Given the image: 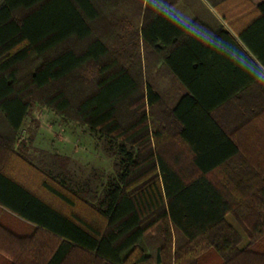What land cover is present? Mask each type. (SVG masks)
I'll use <instances>...</instances> for the list:
<instances>
[{
    "label": "trees",
    "instance_id": "1",
    "mask_svg": "<svg viewBox=\"0 0 264 264\" xmlns=\"http://www.w3.org/2000/svg\"><path fill=\"white\" fill-rule=\"evenodd\" d=\"M193 1L0 0V209L33 227L22 235L0 224L3 263L264 264V170L214 117L261 76L253 58L264 67V0H249L250 18L241 0H203L229 30ZM176 4L184 5L179 15ZM132 42L137 51L126 58L111 47ZM138 43L149 70L166 69V99L153 81L140 86L141 74L121 60L141 70ZM37 104L84 126L113 159L112 174L93 185L59 155L56 165L46 155L45 169L35 168L19 133ZM125 105L130 115L121 114ZM159 105L161 122L151 129ZM171 137L187 154L184 164L165 157ZM12 158L41 175L52 196L96 217L40 197L4 169ZM151 232L159 243L148 252L142 243ZM208 252L217 260L204 262ZM75 254L84 258L73 261Z\"/></svg>",
    "mask_w": 264,
    "mask_h": 264
},
{
    "label": "rangeland",
    "instance_id": "2",
    "mask_svg": "<svg viewBox=\"0 0 264 264\" xmlns=\"http://www.w3.org/2000/svg\"><path fill=\"white\" fill-rule=\"evenodd\" d=\"M203 3L204 8L208 10L206 6L207 3L203 0H200V3ZM249 0H242V9L245 12H251L247 17L254 15V11L252 10L251 4H248ZM180 9L184 8V5H179ZM192 7L195 9H199L200 6H198V0L193 1ZM202 8V7H201ZM200 8V9H201ZM214 13H212L216 19L219 21V23H224V27H227L225 22L220 18V16L213 10ZM182 15V14H181ZM184 15H189V10L184 13ZM202 16H205L202 13ZM134 21V20H132ZM133 27L138 26V22H133ZM134 41V40H133ZM124 44L121 45V43H113L111 44L112 49H115L118 54L122 53V55L125 56L126 54H132L137 51V49L134 50L132 44ZM138 49H139V55L140 58L143 57L144 54V61L143 66L141 65V70L135 65H129L128 60L131 61L133 59H125L122 57L125 63L126 67H129L130 70L133 72H137L139 75L141 74V78L139 80L140 86L145 81H153L152 83L155 85L157 90L161 93L163 99H166V97L169 95V89L171 88V84L169 83V79L164 77L165 73L164 71L157 72L158 67L149 70L150 67L149 60L145 52H143L141 43H138ZM136 47V48H137ZM143 52V54H142ZM115 55V53H113ZM138 54V52H137ZM120 57V56H119ZM132 58H134V55H132ZM34 63L30 64L33 65ZM91 70V69H90ZM89 73H86L87 75H90V71H87ZM137 74V75H138ZM164 75V76H163ZM75 86H71L69 90L73 94L72 97H74L75 101L77 100V91L74 90ZM79 93V92H78ZM169 99V98H168ZM75 103V102H74ZM142 103L141 101L132 103V108L140 107ZM124 108L121 110V114L125 112V115L129 114L131 112V109H129V105L123 106ZM162 106L159 105V107L154 108L152 111V115H149V123L150 127H154L156 123L161 122L159 119L160 117V110ZM127 112V113H126ZM148 113V112H147ZM150 113V112H149ZM153 120L154 124H153ZM169 123V122H168ZM124 124V123H123ZM169 126V124H167ZM173 133V132H172ZM174 134V133H173ZM21 135V141H25V145L27 148L26 154L29 156V159L32 161V165L38 169L40 167L41 169H45L44 165H41L38 159H44L47 152L52 150V146L58 145L59 141H63L68 143V150L66 155H61L62 158L68 159V167L73 170V172L78 173V175H83V177H92L93 178V185L96 183H100L106 179V176L109 174H112L113 168L112 163L113 159L105 156L99 146L98 140L91 136L86 128L82 126L80 123L70 120L64 116L57 115L55 111L52 109L42 106V105H34L30 111L29 116L25 119L21 131L19 133ZM38 135L41 137L38 138ZM47 135H52L47 136ZM171 135V134H170ZM235 140L239 143L241 151L244 152L245 156H251L252 153V135H233ZM32 138V141H31ZM51 138H53L51 140ZM47 148V149H46ZM164 150L165 157L168 159L169 162H171L174 165L184 164L185 158L187 157V154L185 153L184 149L176 142L174 138H169L167 142L162 146ZM52 152H56L55 150H52ZM57 153V152H56ZM177 156V157H176ZM180 156V157H179ZM182 159V160H181ZM49 160V161H48ZM57 160L51 154L48 158H46V163L49 164H55L56 165ZM44 167V168H42ZM4 169L9 173L10 175L16 177L19 181L27 185L29 188H31L36 194H38L40 197L45 199L46 201L53 204L55 207H57L59 210H61L64 213H69L72 210L76 211L77 213H80V215L84 216H91L96 217L93 213V211L89 210L86 206L77 205L74 209L66 205L61 200L57 199L56 197L52 196L50 192H48L45 188H43L40 185V178L41 175L36 173L35 171H32V169L25 166L23 163L16 161L14 158H12V161H9L6 163V166ZM98 171V179L96 178V173ZM100 177V178H99ZM46 180L50 183H54L53 180L46 176ZM91 217H87L90 219ZM226 220L229 224L234 226L237 231L240 233L242 237V243H245L246 236L245 233L242 231L240 226L237 224V222L234 220L233 216L228 213L226 215ZM0 224L4 227L10 229L15 234H22V235H28L33 232V227L24 221L20 220L16 216H13L7 212H4L2 209H0ZM1 234V233H0ZM147 238L142 243L143 246L147 249L148 252L152 251L156 245L159 243L158 234L156 232H151L147 234ZM176 237V235H174ZM2 238V235H0V239ZM4 238V237H3ZM50 241L48 240L47 243ZM83 256L81 254H75L72 258L73 261L80 260V257ZM6 256H2L0 258V264L3 263ZM84 258V256H83ZM213 260H217L216 257L212 252H208L206 254L204 262H214Z\"/></svg>",
    "mask_w": 264,
    "mask_h": 264
},
{
    "label": "crops",
    "instance_id": "3",
    "mask_svg": "<svg viewBox=\"0 0 264 264\" xmlns=\"http://www.w3.org/2000/svg\"><path fill=\"white\" fill-rule=\"evenodd\" d=\"M234 5L236 6H233L234 8L240 9V5H238L237 3H235ZM206 7L211 13H214L212 7H210L209 5ZM172 10L176 12L177 15H179L177 13L181 10L179 4H176L172 8ZM188 17H193V14H191L190 11ZM221 24L224 26V23L221 22ZM225 29L229 30L228 26L225 27ZM253 60L261 75L264 74V67L262 66V64L255 58H253ZM165 70V76H163L168 78V75L166 74ZM168 81L170 83V80ZM174 85L176 86V84ZM214 117L216 121L224 127L228 135H252L251 157L255 161V168L258 170H264V164L257 163V161L261 162V160L264 158V85H260L256 81H254V83L251 84L247 93H242L229 104L218 107L214 111ZM170 134L172 135L173 133L170 132ZM47 136L51 137L52 135ZM39 137L41 136L38 135V138ZM52 139L53 138H51V140ZM57 144L58 145L51 147L52 150H55L57 153L52 152V150H50L45 151L47 153L44 155L50 156L51 154H53L59 155V157H61V155L69 156V154H67L68 143L59 141V143ZM238 146L240 147L239 143ZM38 160L40 161L41 159Z\"/></svg>",
    "mask_w": 264,
    "mask_h": 264
},
{
    "label": "clouds",
    "instance_id": "4",
    "mask_svg": "<svg viewBox=\"0 0 264 264\" xmlns=\"http://www.w3.org/2000/svg\"><path fill=\"white\" fill-rule=\"evenodd\" d=\"M160 7L162 8L163 5H160ZM190 27H193V25H191L190 23H188V24L186 25L185 30H187V29L190 28ZM230 58L232 59V57H230ZM249 62H251V61H249ZM256 82H257L258 84H260V85H264V74H262L260 77H258L257 80H256Z\"/></svg>",
    "mask_w": 264,
    "mask_h": 264
},
{
    "label": "built area",
    "instance_id": "5",
    "mask_svg": "<svg viewBox=\"0 0 264 264\" xmlns=\"http://www.w3.org/2000/svg\"><path fill=\"white\" fill-rule=\"evenodd\" d=\"M19 139L21 140V135L19 136Z\"/></svg>",
    "mask_w": 264,
    "mask_h": 264
}]
</instances>
